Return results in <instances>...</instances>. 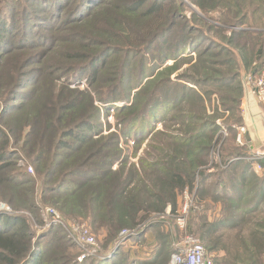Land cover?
<instances>
[{"label": "trees", "instance_id": "obj_1", "mask_svg": "<svg viewBox=\"0 0 264 264\" xmlns=\"http://www.w3.org/2000/svg\"><path fill=\"white\" fill-rule=\"evenodd\" d=\"M167 1L0 0V69L3 63L1 58L4 61L7 59L11 47L14 50L34 48H41V50L50 48L52 50L55 44L58 47L65 46L64 48H67L65 57L68 58L70 63L67 65L55 63L49 70L62 74L59 76L61 78L65 77L64 79L70 83H75L80 77L85 76L89 80L93 92L102 94L97 97L100 101V107L93 104L88 91H79V100L74 96L59 106L61 113L56 117L58 121L65 112L73 110L85 99L88 100L87 103L91 108V113L87 116L89 118L71 122V125L59 131L55 139L56 152L51 159L45 161L43 158L41 159V154V156L38 155L34 159L35 162L41 165L48 163L44 173L39 172V175L44 174L41 183L44 194H49V197L53 196L54 198L77 197L86 192L89 184L106 182L110 176H113L112 174L116 175L124 172L122 168L109 171V167L114 164V160L118 156L117 153L111 155L105 153L99 158L95 157L108 147L109 143L117 144V135L110 134L101 137V135H104V126L100 124L102 115L104 112L109 114L111 110H114L115 127L119 129L120 135L123 136L125 141L130 138L134 143L144 139L154 131L161 135L168 133L166 131L168 128H165L168 127L165 125L166 122L174 123L175 119L187 122L189 134L186 138L179 139V144L187 148V154L192 157L191 162L183 164L185 167L190 164L191 170L186 168L185 174L170 173L165 180L168 194L172 193L174 189L182 190L187 186L192 188L195 180H198L200 172L199 182L212 174H215L216 177L223 174L228 175V177L231 176L230 180L234 181V185L229 191L231 193L227 195L236 196L239 192L242 195L243 193L248 194L247 189L243 190L245 183L252 181L253 186L251 197L247 201L244 200L239 210L237 204L240 202V198L230 202L228 210L231 212H229V215L234 216V213L237 214L238 211L243 209L246 213L250 212L257 205L256 200L264 194V173L256 175L250 171L251 166L239 158L244 156L239 153L243 149H240L237 155L228 156V154H223L221 156L222 161H227L223 170L217 168L213 172H205L203 176L202 169L193 171L195 155H198L200 151L211 148V146L202 147L195 142L204 138L209 131H216L218 126L206 121L195 123L193 120H200V115L183 110L185 106L193 102L196 103L195 107L203 110L202 96L192 91L189 86L186 88L184 83L181 82L180 84L172 81L169 74L174 72L175 67L174 64L168 65L166 62L168 59H187L195 56L197 63L191 67L193 73L176 75L178 79H194L196 80L195 85L209 82L214 85L230 86L232 90H236L237 87L234 85L236 71L241 68L238 62L240 60L244 66H248V62L243 58V55L241 56L242 51L235 53L232 46L237 47L239 38L245 39L256 35V40H253L257 42L255 45H251L253 49H249L248 53L252 58L258 50L257 47H261L260 51L264 56V14L262 19L258 17V20L261 21L259 25L261 27L256 29V33L250 31L249 28L244 30L230 29L231 32L227 35L225 32L227 31L226 26L241 27L246 23L252 26L255 23V21H247L248 18L253 19V15L248 16L249 13L243 11V0H233L237 10L233 12L228 8V11L233 14L227 16L222 13L220 19L223 24L221 26H214L207 21H203L204 23L199 26L195 25L186 18L182 11L184 2L180 0L176 3L174 0L173 3L177 4V7L167 16L164 24L151 26V28L141 33L142 35L134 32L135 35L140 36L130 41L129 44L123 42L125 36L130 33L127 26L133 20L132 16L145 18L146 20L153 19V22L159 20L163 17L162 11H164ZM192 1L203 13L209 12L205 9L204 0ZM246 3L252 6L257 5V8L262 7L261 11H264V0H246ZM255 11L256 8L252 13H255ZM197 19L198 17L192 20ZM210 19L215 21L213 18ZM109 22L113 24L108 26ZM125 25L127 26L124 27ZM214 28L217 29L221 42L210 34ZM62 34L63 41L59 40ZM170 38L173 43L171 47L173 53L172 55L170 53L166 55L164 48L159 50L158 47L160 44H164L165 41H170ZM66 41L70 42V45ZM8 42H10L9 46H7ZM155 47L158 51L156 60L152 61V59H149L148 53ZM244 48L246 46L242 44L241 50ZM239 56H241L240 59ZM34 58L38 59L37 57ZM23 59L21 65L28 60V57ZM36 59L34 62H38ZM34 62L29 63L27 67L20 70L18 79L0 98V182H4L11 189L16 190L15 194L22 196L26 202L30 203L28 205L33 208L31 199L26 195L27 191L33 188V178L21 169H19L20 171L12 170L17 165L18 152L10 148L8 138L11 137L15 143L17 142L13 136V128H21L24 121L21 115L22 100L30 95V87L31 89L37 87L39 72L43 70V67L42 69L38 67L28 72V68ZM39 62L42 63V61ZM228 69L229 71L233 70L231 75L227 76L222 73ZM199 71L202 73L200 78L197 77L200 74ZM213 74L217 77H212ZM110 82L111 86L109 85L110 87L108 86L105 91L97 87L100 84V86H103L102 84H109ZM114 82L116 83L114 84ZM23 84L28 86L27 89L22 86ZM69 84L65 82L62 85L71 90ZM132 90L133 92L136 90V93H132ZM158 124L162 125V128H157ZM30 128L31 130L27 131L23 140L22 148L29 146L33 141L34 128L32 126ZM173 128L174 126L169 129ZM180 132L183 133L184 131L180 130ZM99 138L102 143L96 151L85 148L92 140ZM82 148L87 151V154L81 159H75L74 154ZM123 163L122 165H124ZM70 165L73 166L70 167ZM234 168L237 169L234 171ZM166 170L170 171L168 168ZM123 181V178L119 179L120 184H123ZM117 186L119 187V184ZM221 189L224 188L221 187ZM124 193V189L116 191L112 199L119 201ZM226 199L230 200L231 198L227 197ZM11 200L12 198L7 200L10 210L13 209ZM131 201L132 198H128L126 203ZM158 201L159 210L165 201L175 203L172 196L169 200L160 197ZM37 212L36 216H38ZM225 218H227V215ZM90 223L93 224L94 221L92 220ZM55 239L57 241L61 239L68 246L75 247L59 225H51L36 235L31 231L25 214L14 213L12 210L11 212L0 211V264L53 263L58 260V255L55 257L50 253L53 242L56 241ZM263 246V241H256V254L264 251ZM214 261L218 264L216 258H214ZM86 262H91L90 264L141 263L139 260L134 261L130 257L127 259L126 254L116 252L108 259L74 260L70 264H83Z\"/></svg>", "mask_w": 264, "mask_h": 264}, {"label": "rangeland", "instance_id": "obj_2", "mask_svg": "<svg viewBox=\"0 0 264 264\" xmlns=\"http://www.w3.org/2000/svg\"><path fill=\"white\" fill-rule=\"evenodd\" d=\"M173 1H167L164 11H162L163 17L154 22L153 19L146 20L145 18L132 16L133 20L128 24L129 26H124H127L130 33L125 36L123 42L129 44L130 41L137 39L142 35L141 33L151 28V26L164 24L167 16L177 7V4H174ZM175 1L177 3L180 0ZM182 1L184 2L182 11L186 18L197 26L203 24V21H207L214 26H221L223 24L220 19L222 13L229 16L233 13L228 11V8L233 12L237 10L233 0H204L205 9L209 11L207 13H203L192 0ZM243 2V11L248 12V16L253 15V19L248 18L247 21H255V23L252 26H249L248 23L241 27L226 26L227 31L225 32L227 35L231 32L230 29L244 30L249 28L250 31L256 33V29L261 27L259 26L261 21L258 20V17L259 19L263 18L264 11H261L262 7L252 6L246 3V0H243ZM255 8V13H252ZM196 17L198 19L193 21L192 19ZM210 18L215 19V21ZM112 24V22H109L107 25L111 26ZM224 25L223 27H225ZM134 32L140 33V35H135ZM210 34L221 42L217 29L214 28ZM253 37L239 38L237 47L232 46L235 53L242 51L241 56L243 55V58L248 62V66H244L240 60L238 62L241 68L239 71H236L238 68L235 70L237 73L234 84L237 87L236 90H232L230 86L214 85L209 82L195 85L196 80L194 79H178L176 75L193 73L191 67L197 63L195 56L187 59H168L166 62L168 65L174 64L175 67L174 72L169 74L172 81L180 84L182 82L186 85V88L189 86L192 91L202 96L203 110L195 107V102L185 106L183 110L200 115V120H193L195 123L206 121L218 126L216 131H209L204 138L195 142L202 147L211 146V148L200 151L194 158L193 171L202 169V176L205 172H213L217 168L223 170L227 161H222L221 156L223 154H228V156L237 155L240 149L243 150L239 153L244 156L239 158L251 166L250 171L256 175L264 173L263 169L257 170L258 174L255 173L253 166L256 164L252 166V163L247 159V157H252V159L257 157L256 162H260L262 158L257 153L264 154V95L260 96L255 92L253 88L254 77H251L254 63L258 62L260 64L264 60V56L261 54V47H257L258 50L252 58L248 53L249 49H253L251 45H255L257 42L255 41L257 36L254 35ZM62 38L63 34L59 40H62ZM68 43L70 45V42ZM7 44L9 46L10 42ZM242 44H245L246 48L241 50ZM172 46L173 43L170 38V41H165L158 48L159 50L164 48L166 55L169 53L172 55ZM64 47H58L56 44L52 50L50 48L48 50H41V48L14 50L11 47L9 48L11 54L9 53L7 59L5 58L4 61L1 58L3 63L0 69V98L18 79L20 70L35 61L36 58L34 57H37L36 60L38 62L42 61V63L34 62L28 68V72L38 67L39 69L43 67V70L39 72L37 87L33 89L30 87V95L22 100L21 115L24 121L22 127L20 126L21 128H13V136L17 142L15 143L11 137L8 138L10 148L18 152L17 165L12 170L20 171L19 169H21L33 178V188L27 191L26 195L31 199L34 208L30 207V203L26 202L22 196L15 194L16 190L11 189L8 184L0 182V211L11 212L12 210L14 213L25 214L31 231L36 235L54 225L49 224L50 218L45 214L47 208L54 209L64 224L72 222L85 224L88 233L95 239L99 252L81 258L82 251L75 244V247H71L63 240L57 241L55 239L56 241L53 242L50 253L55 257L58 255V260L53 263L50 262L51 264H70L74 260L82 261L90 258L108 259L116 252L126 254L127 259L133 256L141 262L140 264H168V258L174 249V245L188 233L199 239L213 256V259L216 258L218 264H264V251L259 254H256L255 251L256 241H263L264 243V194L256 200L257 205L250 212L246 213L243 209L238 211L237 214L234 213L233 216L232 214L229 215L231 211L228 210L230 202L233 200L240 198V202L237 204L239 206L238 210L244 200H249L253 192L252 181L245 183L243 187L244 191L247 189L248 194L243 193L242 195L239 192L237 195L240 196L236 197L237 195H227L231 193L229 191L234 185V181L230 180L231 176L219 174L216 177L215 174H212L199 182L200 172L198 180H195L192 188L187 186L182 190L174 189L172 193L168 194L165 180L170 173L185 174L186 168L191 170L190 164L187 167L183 164L191 162L192 157L187 154V148L179 144V139H184L189 134V127L185 120L175 119L174 123L166 122L165 125L168 127L165 128H168L166 130L168 133L161 135L154 131L144 139L134 143L130 138L125 141L123 136L120 135L119 129L115 127L114 110H111L109 114L104 112L100 122L104 126V135H101V137L114 134L118 136V141L117 144L109 143V146L95 157L99 158L105 153H110V155L117 153L118 156L115 158L114 164L109 167V171L122 168L124 172L116 175L112 174L113 176H110L106 182L89 184L86 192L77 197L54 198L43 193L41 183L44 174L39 175V172L44 173L48 163L41 165L35 162L34 159L40 154L42 155L41 159L43 158L45 161L51 159L56 152L55 139L59 131L71 125V122L89 118L87 116L91 113V108L87 103L88 100L85 99L73 110L65 112L58 121L56 117L61 113L59 106L74 96L79 100V91L90 92L93 104L98 107L101 106L97 97L102 94L93 92V88L90 87L89 80L85 76L80 77L75 83H70L64 79L65 77L61 78L59 76L62 74L49 70L55 63L63 65L70 63L68 58L65 57L67 48ZM157 51V47L152 49L148 53L149 59L156 60ZM241 56L238 58L240 59ZM25 57H28V60L21 65V61ZM231 71L228 69L222 73L228 76L231 75ZM198 75L197 77H202L201 72ZM211 76L217 77L214 74ZM132 81L134 82V80ZM65 82L70 83L71 90L62 85ZM100 85L97 87L105 91L109 85L111 86V82L102 84L103 86ZM22 86L24 87L25 84ZM25 87L27 89L28 86ZM131 92L136 93V90ZM30 126L34 128V131L32 130L34 132L33 141L29 146L22 148L27 131L31 130ZM173 126V129H169ZM157 128H162V125L158 124ZM180 130L184 132L182 133ZM238 134H240L241 143L237 142ZM247 134L249 139L246 136ZM101 143L100 138L95 139L85 148L96 151ZM86 154L87 151L82 148L74 154V157L75 159H81ZM72 166L70 165V167ZM167 168L170 171H167ZM236 169L234 168V171ZM122 178L124 181L123 184H120L119 179ZM220 183L224 185L222 186ZM117 184H119V187ZM221 187L224 189L222 190ZM121 189H124L125 192L120 197L121 200L115 201L112 199L114 192ZM169 196L173 197L175 203L165 201L159 210L157 205L160 200L158 201V198L163 197L169 200ZM227 197L231 199L227 200ZM9 198H12L13 209L11 208V210L7 202ZM128 198H132V201L126 203ZM186 199H191V206H189L184 227H180L176 216L181 211ZM36 212L38 216L35 215ZM226 215L227 218H225ZM92 220L94 221L93 224L90 223ZM59 226L68 238L64 227ZM125 230H133L134 233L121 236L120 233Z\"/></svg>", "mask_w": 264, "mask_h": 264}, {"label": "built area", "instance_id": "obj_3", "mask_svg": "<svg viewBox=\"0 0 264 264\" xmlns=\"http://www.w3.org/2000/svg\"><path fill=\"white\" fill-rule=\"evenodd\" d=\"M251 77L253 79V88L255 92L263 96L264 95V60L260 64L254 63ZM252 79V78H251ZM243 130L242 128L240 129ZM237 142L240 141V134L237 135ZM262 161H257L256 158L247 157L252 163L255 173H259L257 170H264V154L257 153ZM189 206H191V199H186L181 211L176 216L177 223L180 227H184L186 216L188 214ZM46 216H49V224L62 225L68 234V238L82 251L81 258L86 256L95 255L99 252V247L96 244L95 239L88 233L85 224L72 222L70 224H64L54 209L47 208L45 211ZM134 230V229H133ZM133 230H125L121 232V236H128L134 233ZM168 264H216L213 256L205 249L204 245L198 238L192 234H185L178 243L174 245V249L169 257Z\"/></svg>", "mask_w": 264, "mask_h": 264}, {"label": "crops", "instance_id": "obj_4", "mask_svg": "<svg viewBox=\"0 0 264 264\" xmlns=\"http://www.w3.org/2000/svg\"><path fill=\"white\" fill-rule=\"evenodd\" d=\"M246 136H247V138L249 139V136H248V134H247ZM169 257H170V256H169ZM130 258H133V259H134V261L138 260V259L134 258L133 256H132V257H130Z\"/></svg>", "mask_w": 264, "mask_h": 264}, {"label": "bare ground", "instance_id": "obj_5", "mask_svg": "<svg viewBox=\"0 0 264 264\" xmlns=\"http://www.w3.org/2000/svg\"><path fill=\"white\" fill-rule=\"evenodd\" d=\"M171 64V63H170Z\"/></svg>", "mask_w": 264, "mask_h": 264}]
</instances>
